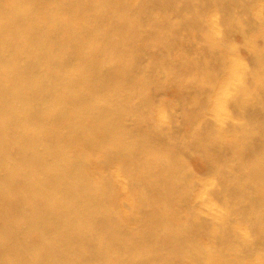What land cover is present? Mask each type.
<instances>
[{
    "label": "bare ground",
    "instance_id": "6f19581e",
    "mask_svg": "<svg viewBox=\"0 0 264 264\" xmlns=\"http://www.w3.org/2000/svg\"><path fill=\"white\" fill-rule=\"evenodd\" d=\"M0 264H264V0H0Z\"/></svg>",
    "mask_w": 264,
    "mask_h": 264
},
{
    "label": "clouds",
    "instance_id": "9594fccd",
    "mask_svg": "<svg viewBox=\"0 0 264 264\" xmlns=\"http://www.w3.org/2000/svg\"><path fill=\"white\" fill-rule=\"evenodd\" d=\"M234 62L239 63L238 58L233 57ZM243 83V75L238 74L236 75L228 84V89H235L238 88Z\"/></svg>",
    "mask_w": 264,
    "mask_h": 264
}]
</instances>
